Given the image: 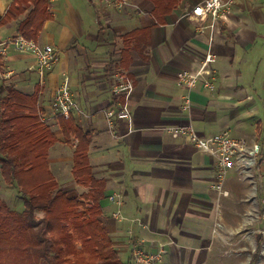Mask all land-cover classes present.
Wrapping results in <instances>:
<instances>
[{"label": "crops", "instance_id": "0c3cea01", "mask_svg": "<svg viewBox=\"0 0 264 264\" xmlns=\"http://www.w3.org/2000/svg\"><path fill=\"white\" fill-rule=\"evenodd\" d=\"M129 1L133 5L105 7L103 0H49L50 17L36 40L50 44L57 60L40 86L34 54L7 43L6 54L0 53V101L7 86L24 94L39 87L38 105L56 135L48 151L49 168L68 196H79L86 188L72 177L74 144L63 140L51 110L56 86L68 79L82 109L72 116L91 133L89 163L93 175L105 182L101 218L119 256L130 254L127 233L131 229L146 251L165 244L182 254L193 253L197 262L202 253L215 248L211 238H216L218 201L252 200L256 210L257 198L264 195V0L236 2L226 17L215 21L209 16H187L200 0H181L164 23H157L150 13L151 0ZM17 2L0 0V43L20 34L19 23L30 7ZM134 30L138 31L127 41L131 61L123 68L122 36ZM207 52L215 55L211 68L216 88L212 91L198 83L191 90L192 107L186 113L181 104L187 89L177 84L176 74L197 71ZM119 77L133 82L127 97L113 92ZM117 103L125 104L130 115L115 120L116 136H112L103 110ZM187 115L201 135L228 130L260 143L257 196L234 169L225 181L228 195L218 200L214 158L186 136L163 129ZM110 194L123 199L126 220L112 218L116 205L108 201ZM17 207L22 209L21 200ZM226 211V220L238 213L232 206ZM133 218L141 224L132 223Z\"/></svg>", "mask_w": 264, "mask_h": 264}, {"label": "trees", "instance_id": "16d2710c", "mask_svg": "<svg viewBox=\"0 0 264 264\" xmlns=\"http://www.w3.org/2000/svg\"><path fill=\"white\" fill-rule=\"evenodd\" d=\"M30 7L19 23V33L37 39L50 17L49 0H17ZM157 23L179 7L181 0H151ZM17 7V11L22 8ZM138 30L122 36L120 66L128 68L131 57L127 41ZM145 57V55H144ZM0 101V175L13 185L22 209L10 207L0 197V264L22 255L24 264H130L113 245L111 234L101 219L105 182L93 175L88 159L91 133L83 130L73 116H56L63 140L74 144L72 177L86 188L70 197L54 179L48 164L49 148L56 141L48 119H42L38 105L40 89L24 94L12 86L4 88ZM41 212L37 217L36 213Z\"/></svg>", "mask_w": 264, "mask_h": 264}, {"label": "built area", "instance_id": "2783aa9c", "mask_svg": "<svg viewBox=\"0 0 264 264\" xmlns=\"http://www.w3.org/2000/svg\"><path fill=\"white\" fill-rule=\"evenodd\" d=\"M242 0H200L194 4L186 15L191 18H204L209 16L212 21L218 18L226 17L236 2ZM256 1V0H250ZM262 1V0H257ZM133 5L129 0H103L105 7H117L122 5ZM143 12V11H140ZM12 44V47L21 52H31L37 60V71L41 76L39 85H44V76L57 60V56L50 44H42L34 39H27L22 35L11 38L8 42L0 43V53L6 54V44ZM215 61V55L207 52L201 59L200 68L197 71L181 70L176 74V82L178 85L187 89L184 95L181 108L189 113L192 107L191 90L201 83L209 90H215V78L211 64ZM134 88L133 82L129 79L119 77L113 86V92L128 96ZM51 110L53 116H72L74 111L80 112L78 102L71 90L68 79L61 81L55 88L52 95ZM129 110L125 104L117 103L108 106L103 110V118L106 123L108 132L112 136L114 133V122L118 119L129 117ZM42 119H48L45 115H41ZM167 132L173 136H186L190 142L201 152H204L214 158L215 161V181L214 189L217 192L218 200L221 196L228 195L225 188V181L232 170H236L239 178L246 180L253 186L254 195H258L257 177L259 172V155L261 145L257 141H250L246 137H236L231 135L228 130L204 136L194 128L190 121L189 115L185 120L175 124L164 126ZM257 198V197H255ZM109 202L116 205V209L112 211L111 216L117 221L126 220V216L122 212L123 199L118 194H110L107 196ZM257 217L260 221L264 220V195L258 197ZM132 223L141 224L138 218L131 219ZM217 222V221H216ZM217 223H215V226ZM213 228V235L216 229ZM260 236L264 238V227L259 228ZM128 244L130 246V264H159L161 256L165 253V244H160L155 251L147 252L141 245V242L135 238L131 229L127 233ZM263 252V250H262Z\"/></svg>", "mask_w": 264, "mask_h": 264}, {"label": "rangeland", "instance_id": "374dc122", "mask_svg": "<svg viewBox=\"0 0 264 264\" xmlns=\"http://www.w3.org/2000/svg\"><path fill=\"white\" fill-rule=\"evenodd\" d=\"M36 58V57H35ZM250 128V127H249ZM252 131V129H249ZM51 157V156H50ZM261 173L264 174V168L261 167ZM264 184V179H263ZM59 186V184H58ZM255 192V191H254ZM0 197L7 204L16 209L20 202L17 190L11 184L3 181L0 175ZM255 197V196H254ZM234 207L238 213L232 214L229 220L226 208ZM254 208V201L241 200L229 202L227 200L218 201L217 206V225L214 237L215 248L206 250L202 253L199 261H193L194 254H182L176 249H169L165 246V253L161 256L159 264H263L264 263V238L260 236L259 228L264 227V221H258L257 212ZM17 210V209H16ZM41 212L36 216L40 217ZM101 217V216H100ZM102 219V218H101ZM170 245L174 241L168 239ZM263 250V252H262ZM148 253L151 250L147 251ZM121 258L130 260V254L121 253ZM10 264H24L27 260L22 255L14 253L10 258L5 259Z\"/></svg>", "mask_w": 264, "mask_h": 264}]
</instances>
